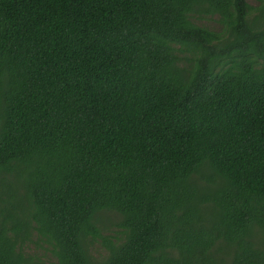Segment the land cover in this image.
Wrapping results in <instances>:
<instances>
[{"label":"trees","instance_id":"trees-1","mask_svg":"<svg viewBox=\"0 0 264 264\" xmlns=\"http://www.w3.org/2000/svg\"><path fill=\"white\" fill-rule=\"evenodd\" d=\"M264 264V0H0V264Z\"/></svg>","mask_w":264,"mask_h":264},{"label":"rangeland","instance_id":"rangeland-1","mask_svg":"<svg viewBox=\"0 0 264 264\" xmlns=\"http://www.w3.org/2000/svg\"><path fill=\"white\" fill-rule=\"evenodd\" d=\"M247 2L251 5V6H257L258 4V0H247ZM27 252L35 254L37 256V258L40 259V262H42V264H51V260L49 259L48 254H46V256H42L41 254L45 253L43 250H41L40 252H36L33 253L34 250L32 248L27 249Z\"/></svg>","mask_w":264,"mask_h":264}]
</instances>
